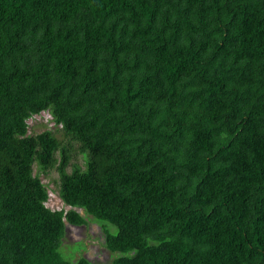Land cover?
Segmentation results:
<instances>
[{"label": "trees", "instance_id": "trees-1", "mask_svg": "<svg viewBox=\"0 0 264 264\" xmlns=\"http://www.w3.org/2000/svg\"><path fill=\"white\" fill-rule=\"evenodd\" d=\"M0 264H264V0H0Z\"/></svg>", "mask_w": 264, "mask_h": 264}, {"label": "rangeland", "instance_id": "rangeland-1", "mask_svg": "<svg viewBox=\"0 0 264 264\" xmlns=\"http://www.w3.org/2000/svg\"><path fill=\"white\" fill-rule=\"evenodd\" d=\"M48 112H42L40 114L34 115L28 120L29 123V133H40L47 128H55L53 121H47L49 118ZM59 136H61L59 134ZM83 162L81 158L78 159ZM35 171L40 174L42 181L47 185L49 192L51 194L47 205L52 209H70L69 206L65 205L59 196L58 184L59 174L56 170H49L47 172L40 170L38 166H35ZM81 214L87 215L89 220L87 225L72 226L67 225V234L63 238V243L61 245L62 255L72 261H76L81 257H87L92 261L110 263L114 254H112L104 245V231L101 226L102 221L97 220L92 221L94 217L84 212L81 208H76ZM111 231L116 232L117 228L109 224ZM118 256L119 253H116Z\"/></svg>", "mask_w": 264, "mask_h": 264}, {"label": "clouds", "instance_id": "clouds-1", "mask_svg": "<svg viewBox=\"0 0 264 264\" xmlns=\"http://www.w3.org/2000/svg\"><path fill=\"white\" fill-rule=\"evenodd\" d=\"M45 112H48V111H45ZM49 113V112H48ZM49 118L47 119V121L49 122L50 121V119H52V115L49 113ZM50 196H51V194H50V192H49V198H50ZM46 205H47V203H46ZM48 206V205H47ZM71 225V224H70ZM72 226H76V225H72Z\"/></svg>", "mask_w": 264, "mask_h": 264}]
</instances>
